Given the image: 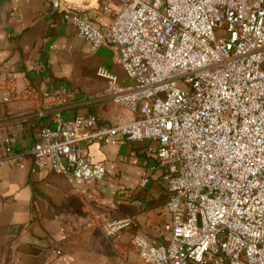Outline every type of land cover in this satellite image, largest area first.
I'll use <instances>...</instances> for the list:
<instances>
[{"label":"built area","instance_id":"1","mask_svg":"<svg viewBox=\"0 0 264 264\" xmlns=\"http://www.w3.org/2000/svg\"><path fill=\"white\" fill-rule=\"evenodd\" d=\"M46 1L58 10L60 0ZM62 19L92 50L117 48L132 84L98 74L129 116L102 125L56 112L28 151L5 139L7 155L20 165L26 154L70 183L101 181L104 165L79 143H153L169 234L159 244L135 235L137 264H264V0H121L103 29L74 12ZM8 101L0 88V103ZM131 222H110L105 234Z\"/></svg>","mask_w":264,"mask_h":264},{"label":"crops","instance_id":"2","mask_svg":"<svg viewBox=\"0 0 264 264\" xmlns=\"http://www.w3.org/2000/svg\"><path fill=\"white\" fill-rule=\"evenodd\" d=\"M120 1L60 0L56 11L46 0H0V88L9 97L0 103V264H137L135 235L159 244L169 234V195L159 181L153 143L81 142L79 153L106 173L101 181L73 183L35 169L26 154L18 165L4 150L11 137L18 152L28 151L56 112L67 120L92 115L102 125L129 116L108 98V81L98 74L115 77L122 87L132 84L117 48L92 50L62 19L74 12L103 29ZM144 176L150 180L140 188ZM123 219L132 222L105 234L106 224Z\"/></svg>","mask_w":264,"mask_h":264}]
</instances>
